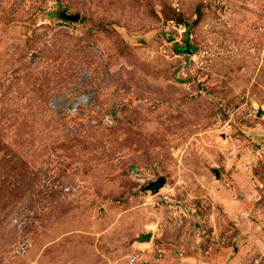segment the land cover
Listing matches in <instances>:
<instances>
[{
    "label": "rangeland",
    "instance_id": "rangeland-1",
    "mask_svg": "<svg viewBox=\"0 0 264 264\" xmlns=\"http://www.w3.org/2000/svg\"><path fill=\"white\" fill-rule=\"evenodd\" d=\"M0 264H264V0H0Z\"/></svg>",
    "mask_w": 264,
    "mask_h": 264
},
{
    "label": "water",
    "instance_id": "water-1",
    "mask_svg": "<svg viewBox=\"0 0 264 264\" xmlns=\"http://www.w3.org/2000/svg\"><path fill=\"white\" fill-rule=\"evenodd\" d=\"M80 19V17H77L76 18V20L78 21ZM163 186V185H162ZM162 186H161V188H162ZM159 190H160V188H156L155 189V193H157V192H159ZM152 239H153V235H148V236H145L143 239H142V241L141 242H151L152 241Z\"/></svg>",
    "mask_w": 264,
    "mask_h": 264
}]
</instances>
